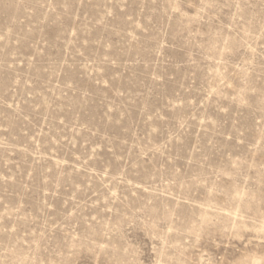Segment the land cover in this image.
Masks as SVG:
<instances>
[{
  "label": "rangeland",
  "instance_id": "obj_1",
  "mask_svg": "<svg viewBox=\"0 0 264 264\" xmlns=\"http://www.w3.org/2000/svg\"><path fill=\"white\" fill-rule=\"evenodd\" d=\"M0 264H264V0H0Z\"/></svg>",
  "mask_w": 264,
  "mask_h": 264
}]
</instances>
